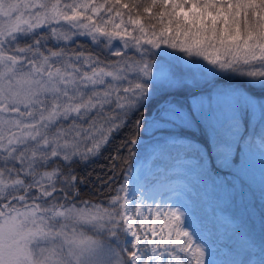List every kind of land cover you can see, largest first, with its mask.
Listing matches in <instances>:
<instances>
[{"label":"snow or ice","instance_id":"6c2138e0","mask_svg":"<svg viewBox=\"0 0 264 264\" xmlns=\"http://www.w3.org/2000/svg\"><path fill=\"white\" fill-rule=\"evenodd\" d=\"M0 264H264V0H0Z\"/></svg>","mask_w":264,"mask_h":264},{"label":"rangeland","instance_id":"374dc122","mask_svg":"<svg viewBox=\"0 0 264 264\" xmlns=\"http://www.w3.org/2000/svg\"><path fill=\"white\" fill-rule=\"evenodd\" d=\"M135 180V169H133V177H132V180H130V188L134 187V184H133V181ZM135 195H139V193H135Z\"/></svg>","mask_w":264,"mask_h":264},{"label":"trees","instance_id":"16d2710c","mask_svg":"<svg viewBox=\"0 0 264 264\" xmlns=\"http://www.w3.org/2000/svg\"><path fill=\"white\" fill-rule=\"evenodd\" d=\"M117 143H118V141H117ZM105 155H107V154H105ZM101 165H99V164H97V165H93L92 167H94V168H99Z\"/></svg>","mask_w":264,"mask_h":264}]
</instances>
